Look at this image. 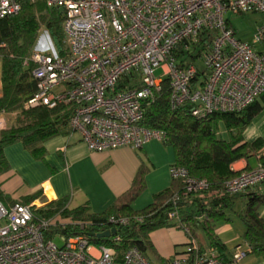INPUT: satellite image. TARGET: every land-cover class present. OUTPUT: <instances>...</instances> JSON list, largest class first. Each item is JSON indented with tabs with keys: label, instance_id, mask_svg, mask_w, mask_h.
<instances>
[{
	"label": "built area",
	"instance_id": "obj_1",
	"mask_svg": "<svg viewBox=\"0 0 264 264\" xmlns=\"http://www.w3.org/2000/svg\"><path fill=\"white\" fill-rule=\"evenodd\" d=\"M42 1L63 12L66 47L60 54L52 42L45 43L23 60L25 66L34 64L35 79V91L24 108L64 107L70 113L71 133L78 134L89 150L139 149L152 139L164 143V131L140 125L164 79L170 109L190 104L197 118L239 112L264 93V50L255 48L264 42V23L251 42H245L235 36L227 18L230 13H264V0ZM20 7L19 0H0V19L16 14ZM205 38L198 67L189 54L197 45L202 47ZM180 46L188 57L183 63L175 55ZM156 69L161 71L157 76ZM1 123L0 119V128ZM169 173L181 188L170 198L168 217L187 233V244L164 264H229L216 250H202L190 227L180 221L182 200L206 191L208 181L175 163ZM260 184L264 164L259 161L224 187L235 196ZM39 208L36 202L0 201V264H153L136 246L128 247L117 260L110 245L91 242L83 234L67 236L63 232L67 227L83 230L89 222L64 216L62 210L44 218L36 214ZM196 219L202 221L203 216ZM130 222L129 217L114 215L106 220L108 230ZM56 234L63 239L62 246L53 241ZM244 254L236 252L231 262Z\"/></svg>",
	"mask_w": 264,
	"mask_h": 264
},
{
	"label": "trees",
	"instance_id": "obj_2",
	"mask_svg": "<svg viewBox=\"0 0 264 264\" xmlns=\"http://www.w3.org/2000/svg\"><path fill=\"white\" fill-rule=\"evenodd\" d=\"M19 1L21 7L16 14L0 19V110L18 112L20 119L22 118L16 125L0 130V168L5 165L3 149L6 145L20 140L28 149L37 152L41 150L39 143L65 133L70 115L62 106L54 109L45 106L24 108L25 102L35 91V79L32 75L34 64L31 62L25 66L23 60L33 51L41 26L46 29L58 52L64 53L63 12L55 7H48L42 0ZM205 41L206 38L201 39V49L206 48ZM199 54L200 51L196 55L189 54L190 61ZM175 55L181 63L188 59L183 55L182 46ZM123 85L124 82L120 86ZM191 107L190 104H185L175 110L170 109L168 79H164L161 91L156 94L140 125L164 131V143L172 147L175 164L185 167L191 176L208 181V189L196 196L205 194L209 200L197 199V214L192 213L185 220L199 223L210 241V248L220 252L222 246L213 233L214 224L230 221L226 211L232 209L235 200V196L225 191L224 184L242 171L232 170L231 164L242 158L259 155V151L264 148L262 139L248 143L242 137L246 126L264 110V93L239 112H214L204 118H197L192 116ZM219 122H223L229 131L228 141L218 134ZM259 161L264 164V155L259 157ZM144 175L145 169H140L131 188L101 213L92 214L85 208L69 210L63 201H50L45 207L37 209L36 214L50 218L62 210L64 216L87 220L89 224L83 230L69 226L63 232L67 236L83 234L91 242L112 246L117 260L131 246L138 247L145 254L149 245V233L173 224L168 217L172 208L170 198L181 188V182L174 180L169 188L157 193L149 205L133 210L130 204L145 187ZM39 195L33 194L21 202L30 203ZM262 203L264 195H253L238 217L245 229L243 237L249 245V252L264 256V219L258 213ZM111 215L129 217L131 222L125 226L110 227L116 232L109 238L90 236L91 233L108 230L106 220ZM199 215L203 216L202 221H197L196 217ZM138 216L142 217V221L135 220ZM180 221L183 219L180 218ZM46 236L50 237L51 233L47 232ZM115 236L119 237V241L113 240Z\"/></svg>",
	"mask_w": 264,
	"mask_h": 264
},
{
	"label": "crops",
	"instance_id": "obj_3",
	"mask_svg": "<svg viewBox=\"0 0 264 264\" xmlns=\"http://www.w3.org/2000/svg\"><path fill=\"white\" fill-rule=\"evenodd\" d=\"M228 21L234 29L229 18ZM234 31L238 39L251 42V38L242 37L235 29ZM255 48L264 50V42L255 45ZM218 134L228 141L230 134L223 122L218 123ZM242 137L248 143L258 139L264 141V110L246 126ZM38 147L41 150L33 152L20 140L4 147L5 165L0 168V201L3 204L21 202L24 198L39 193V197L32 202H36L41 208L50 201H63L69 210L85 208L89 213L98 214L127 192L137 172L145 169V187L130 204L133 210H140L174 181L169 173V167L175 163L174 151L171 146L159 140L152 139L139 149L126 146L92 151L67 126L65 133L44 140ZM259 152V155L236 160L231 164V169L238 171L254 168L259 157L264 155V148ZM253 195H264V184L235 195L240 198L242 206L236 210L233 202L232 209L226 211L230 221L214 224L213 233L222 246L220 252L216 251L223 260L231 261L233 254L245 251L243 257L229 264H264V256L249 252V245L243 237L245 229L238 217ZM200 198L209 200L205 194L190 196L180 203L179 213L182 223L190 227L199 247L206 251L211 249L206 233L199 223L185 220L188 215L197 214V199ZM258 213L264 219V203L259 205ZM148 240L146 257L153 264H164L172 256L185 250L187 233L173 221L170 226L150 232Z\"/></svg>",
	"mask_w": 264,
	"mask_h": 264
},
{
	"label": "rangeland",
	"instance_id": "obj_4",
	"mask_svg": "<svg viewBox=\"0 0 264 264\" xmlns=\"http://www.w3.org/2000/svg\"><path fill=\"white\" fill-rule=\"evenodd\" d=\"M227 16L230 19L237 34L245 38H251V40H252V35L256 30V28L262 24V23L260 24V22L264 21V13H247L243 15H233L230 13ZM51 42L52 40L49 34L47 33L46 29L44 28V26H41L33 50L35 48L43 47L45 43H49V45L51 46ZM63 43H64L63 48L65 49L66 44L65 42ZM199 51L201 53V47L197 45L196 49L193 51V54L196 55ZM192 60L197 64L198 67H202L200 54L199 56H197L195 59ZM160 72H161L160 69H156L155 75L156 76L159 75ZM0 76H1V59H0ZM0 93H1V83H0ZM0 119L2 120L0 130H2L11 125H16L22 118L20 119V115L18 112H3L2 110H0ZM251 160L252 162H254V159ZM236 197H235L236 202L234 200L235 203L234 208L237 210L239 206H242V203L239 201L240 198L238 197L236 198ZM63 217L64 216L62 215V218ZM53 241L58 246H62L64 244L63 239L58 234H56L53 237Z\"/></svg>",
	"mask_w": 264,
	"mask_h": 264
},
{
	"label": "water",
	"instance_id": "obj_5",
	"mask_svg": "<svg viewBox=\"0 0 264 264\" xmlns=\"http://www.w3.org/2000/svg\"><path fill=\"white\" fill-rule=\"evenodd\" d=\"M116 230L114 228H111L109 230H105L103 232H98V233H91L90 236L102 239V238H108L111 235L115 234Z\"/></svg>",
	"mask_w": 264,
	"mask_h": 264
}]
</instances>
